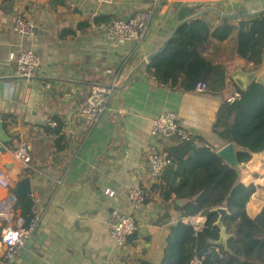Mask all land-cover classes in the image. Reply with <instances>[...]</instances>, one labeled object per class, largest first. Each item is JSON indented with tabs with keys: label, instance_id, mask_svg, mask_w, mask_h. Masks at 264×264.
Returning a JSON list of instances; mask_svg holds the SVG:
<instances>
[{
	"label": "crops",
	"instance_id": "crops-1",
	"mask_svg": "<svg viewBox=\"0 0 264 264\" xmlns=\"http://www.w3.org/2000/svg\"><path fill=\"white\" fill-rule=\"evenodd\" d=\"M149 6L150 0H112L109 5L95 0H0V115L11 139L0 144V176L8 183V187L0 185V211L13 186L27 177L29 198L36 201L39 215L27 261L20 260L19 253L14 261L6 262L4 248L0 247V264H17L18 260L19 264H97L102 260L108 264L158 263L168 227L179 217L176 207L183 202L175 206L174 199L163 201L157 188L163 184L177 186L174 164L158 181L151 182L146 174L149 152L163 154L179 142L174 137L153 141L149 137L153 121L162 113H176L192 136L202 138L216 153L226 143L212 132V124L223 95L236 92L230 76L240 72L252 75V82L264 84V54L257 69L238 61L233 31L224 42L210 39L202 51L204 57L222 64L227 71L223 95L196 89L184 92L161 85L147 73L145 65L118 92L130 70L169 36L182 8L187 9L184 18L205 7L229 14L241 10L251 14L264 9V0H162L154 8L140 46L111 40L106 25L92 23L100 16L111 21L131 18ZM205 16L211 28L219 24L218 17ZM18 17L33 21L32 35L13 32V21ZM20 50H31L37 57L38 66L31 80L13 76L14 63L9 55ZM113 83L115 92L108 109L96 123L77 115L91 86ZM53 118L61 121L60 144H56L57 135L52 133L57 125L47 126ZM20 146L28 149L30 161L26 168L15 157ZM24 170L30 175L25 176ZM247 171L259 176L264 173V152L254 155L240 170L239 181L245 186L242 173ZM131 185L146 192L144 205L135 211L129 208L126 198ZM263 206L264 200L252 197L245 212L254 218ZM10 209L11 220L20 216L12 205ZM113 209L134 215L138 226L137 234L121 249L113 246L108 232ZM204 221L199 215L182 220L195 229ZM2 225L0 222V235Z\"/></svg>",
	"mask_w": 264,
	"mask_h": 264
},
{
	"label": "trees",
	"instance_id": "trees-1",
	"mask_svg": "<svg viewBox=\"0 0 264 264\" xmlns=\"http://www.w3.org/2000/svg\"><path fill=\"white\" fill-rule=\"evenodd\" d=\"M205 15L194 18L177 28L174 35L145 65L147 73L161 85L193 91L204 85V92L216 95L225 92L227 71L222 64L213 63L202 55L210 39L221 43L236 31L235 54L257 69L264 54V12L244 16L235 24L219 20L211 28ZM94 25H107L111 18L95 17ZM239 97L232 103L223 95L212 124V132L224 143L237 148L238 164H247L254 155L264 152V84L251 82L244 91L235 87ZM52 132L57 135L61 121ZM196 142L201 146H197ZM163 155L176 167L177 186L158 185L163 201L177 199L183 202L176 207L177 221L168 227V233L156 264H257L264 263V206L250 218L245 205L252 191L238 180L237 173L228 167L200 137L179 141L164 150ZM29 176V170H24ZM32 202L29 196H21L12 208L19 211L26 225L31 218ZM224 207L229 213L223 219L226 234L225 247L216 245L219 231L215 226L217 215L210 211ZM201 216L203 225L195 229L183 219ZM134 238V236H133ZM132 240V238H131ZM141 264H154L144 261Z\"/></svg>",
	"mask_w": 264,
	"mask_h": 264
},
{
	"label": "built area",
	"instance_id": "built-area-1",
	"mask_svg": "<svg viewBox=\"0 0 264 264\" xmlns=\"http://www.w3.org/2000/svg\"><path fill=\"white\" fill-rule=\"evenodd\" d=\"M100 4H111L112 0H95ZM162 0H150V6L143 11L137 12L133 17L124 19H114L105 26V32L109 39L134 42L140 46L144 41L154 8ZM35 24L32 20L22 17L13 21L12 30L19 36H30L33 34ZM9 60L14 63L13 76L19 79L31 80L35 77L38 66L37 57L31 50H20L15 54L9 55ZM198 87V88H197ZM196 90L204 91V85H197ZM200 87V88H199ZM115 92V85L100 86L93 85L89 88L82 103L78 107L77 115L91 123H96L102 114L108 109L111 96ZM239 97L238 93H233L226 99L227 103H232ZM56 122L47 121V126L56 127ZM149 137L153 140L177 138L179 141H189L193 138L192 134L181 124L179 116L174 112L162 113L156 118L150 128ZM15 157L26 168L30 157L28 149L20 146ZM171 161L163 154L149 152L146 156L145 170L151 182L161 179ZM0 185L8 187L7 181L0 176ZM106 195H112L105 192ZM127 202L129 208L133 211L139 210L145 202L146 192L137 185H131L127 190ZM4 209L0 211V222H3L0 235V247L4 248V260L8 263L15 260L23 249L27 239L35 231L39 215L36 208V201L32 200L30 208L31 218L26 225L25 220L18 216L14 220L10 219L12 214L9 198L4 201ZM109 236L112 239L113 246L116 249L124 248L127 241L138 232V226L134 215L128 212H121L113 209L110 213L108 225ZM97 264H108L107 260H102Z\"/></svg>",
	"mask_w": 264,
	"mask_h": 264
},
{
	"label": "water",
	"instance_id": "water-1",
	"mask_svg": "<svg viewBox=\"0 0 264 264\" xmlns=\"http://www.w3.org/2000/svg\"><path fill=\"white\" fill-rule=\"evenodd\" d=\"M186 11H187L186 8H182L181 10H179V12L177 14V21L178 22L174 26V28L171 31V33L169 34V36L160 44V46L156 50H154L153 52L148 54L143 60H141L137 64V66H135L133 69L130 70V72L127 74L125 80L123 81V83L117 88L118 92H121L130 83L131 77L141 67L146 65L148 63V61L163 48V46L174 35L177 28L179 26H181L182 24H184V23H186V22H188L194 18L206 15V14L221 18L223 20L237 21V20H241L244 16H255L257 14H260V13L264 12V9L259 11V12H255V13H251V14H246V10H241L237 14H229V13H224L217 8L205 7L203 9L193 13L192 15L184 18V14L186 13ZM126 19H124V20H126ZM230 78L233 81V83L236 85V87L241 91H244L247 88V86L252 82V75H244V74H241L240 72H234V74L231 75ZM106 87H110V86H106ZM10 141H11V139L7 136V134L5 133V130L2 127V116L0 115V144L5 145V144L9 143ZM236 151H237L236 146L234 144L229 143V144H226L225 146H223L222 148H220L219 150H217L216 155L228 167H230L231 169H233L237 173L238 180H239L240 170L245 169V164H238L237 159H236ZM30 194H31L30 180H29V178L25 177L13 186V188L11 190V195L9 196V201L12 204H14L17 201V199H19L21 196H29ZM173 205L180 206L181 201L174 199ZM210 212L215 213L217 215V220L215 222V226L218 228V231H219V239H218V241L215 242V244L221 245L224 248H226L225 243H226V240L230 236L226 234L225 228L223 226V219L229 213L227 212L226 208H224V207L214 208ZM32 236H33V233L27 239L23 249L20 252V260L25 259V261H27V259L30 257L28 253L33 246V237ZM17 264H19V260L17 261Z\"/></svg>",
	"mask_w": 264,
	"mask_h": 264
},
{
	"label": "rangeland",
	"instance_id": "rangeland-1",
	"mask_svg": "<svg viewBox=\"0 0 264 264\" xmlns=\"http://www.w3.org/2000/svg\"><path fill=\"white\" fill-rule=\"evenodd\" d=\"M237 60L239 61L240 58L237 57ZM248 163L246 165H248ZM259 174H261V176L258 174H251L250 171L242 173V178H244L246 182L245 184H247L249 188H253L250 199L253 197L254 199L264 200V173L260 172Z\"/></svg>",
	"mask_w": 264,
	"mask_h": 264
},
{
	"label": "flooded vegetation",
	"instance_id": "flooded-vegetation-1",
	"mask_svg": "<svg viewBox=\"0 0 264 264\" xmlns=\"http://www.w3.org/2000/svg\"><path fill=\"white\" fill-rule=\"evenodd\" d=\"M257 264H264V263H257Z\"/></svg>",
	"mask_w": 264,
	"mask_h": 264
}]
</instances>
